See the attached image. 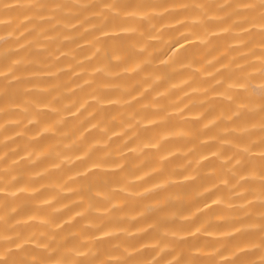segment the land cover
<instances>
[{
	"label": "clouds",
	"instance_id": "1",
	"mask_svg": "<svg viewBox=\"0 0 264 264\" xmlns=\"http://www.w3.org/2000/svg\"><path fill=\"white\" fill-rule=\"evenodd\" d=\"M0 264H264V0H0Z\"/></svg>",
	"mask_w": 264,
	"mask_h": 264
}]
</instances>
